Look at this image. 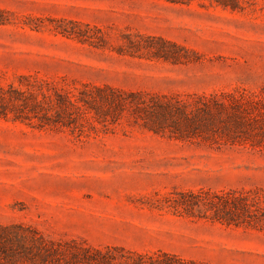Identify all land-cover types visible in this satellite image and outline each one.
<instances>
[{
	"label": "rangeland",
	"instance_id": "1",
	"mask_svg": "<svg viewBox=\"0 0 264 264\" xmlns=\"http://www.w3.org/2000/svg\"><path fill=\"white\" fill-rule=\"evenodd\" d=\"M95 88L128 105L58 119ZM150 98L241 127L155 133ZM201 190L264 200V0H0V264H264V220L168 206Z\"/></svg>",
	"mask_w": 264,
	"mask_h": 264
},
{
	"label": "trees",
	"instance_id": "2",
	"mask_svg": "<svg viewBox=\"0 0 264 264\" xmlns=\"http://www.w3.org/2000/svg\"><path fill=\"white\" fill-rule=\"evenodd\" d=\"M95 93L82 91L74 100L70 97L67 99L58 100L57 117L58 119H65L72 116V112L83 111L91 113L94 111L95 115L100 117L107 113L110 115L114 110L126 107L128 103L125 97L120 93L115 92L109 88H95ZM132 99H140V96L130 95ZM151 104L133 103L136 110H142L147 113L151 119L149 129L155 133H161L166 128H173L181 134L184 138L188 135L192 137H203L209 133L221 134L217 130L223 132L227 141L233 143V129L241 127L239 119L241 113L235 108L231 109L217 100L212 101L209 105L199 107L197 111L188 113L183 107L175 104L163 103L157 99L150 98ZM75 101V102H74ZM102 106H106L108 111L102 110ZM36 111L35 106L33 110ZM62 123V122H60ZM233 123L234 128L229 126ZM65 125V124H63ZM183 131H187L184 134ZM257 195V194H256ZM248 192H221L216 193L212 191H198V192H182L177 198H169L168 206L175 209L177 212L190 217H197L200 219H210L212 221L224 223L227 225H251L264 220V204L263 197H259ZM3 232L9 231L8 228L0 226ZM2 239V238H1ZM4 242H9V239H2ZM3 249H6L4 245ZM96 255H101L100 251L95 252ZM169 259V256L166 255ZM85 260H89L84 257ZM135 264H152L146 261V256L138 255ZM129 264V263H127ZM169 264V262L163 263Z\"/></svg>",
	"mask_w": 264,
	"mask_h": 264
}]
</instances>
